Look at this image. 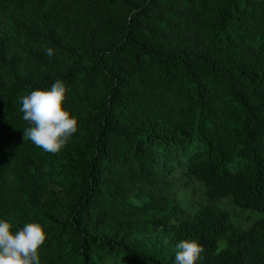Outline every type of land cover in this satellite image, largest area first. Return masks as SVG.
<instances>
[{
    "label": "trees",
    "instance_id": "trees-1",
    "mask_svg": "<svg viewBox=\"0 0 264 264\" xmlns=\"http://www.w3.org/2000/svg\"><path fill=\"white\" fill-rule=\"evenodd\" d=\"M56 80L78 131L52 154L19 109ZM0 219L45 229L40 264H175L185 239L264 264V0H0Z\"/></svg>",
    "mask_w": 264,
    "mask_h": 264
},
{
    "label": "clouds",
    "instance_id": "clouds-1",
    "mask_svg": "<svg viewBox=\"0 0 264 264\" xmlns=\"http://www.w3.org/2000/svg\"><path fill=\"white\" fill-rule=\"evenodd\" d=\"M45 54L54 55L52 48ZM68 89L56 80L50 89H36L22 97L23 120L29 127L23 138L37 147L59 153L78 131V120L65 108ZM45 229L37 223H27L13 231L12 224L0 219V264H40L38 249L45 242ZM204 246L196 240H182L175 245V264H198L203 259Z\"/></svg>",
    "mask_w": 264,
    "mask_h": 264
},
{
    "label": "rangeland",
    "instance_id": "rangeland-1",
    "mask_svg": "<svg viewBox=\"0 0 264 264\" xmlns=\"http://www.w3.org/2000/svg\"><path fill=\"white\" fill-rule=\"evenodd\" d=\"M175 199L179 203L181 209L185 211V214H189L199 205L204 203H210L205 198L204 192L200 185H194L193 189L183 190L181 187L175 192ZM220 210H226L231 213V221L236 228L247 229L249 228L255 219L259 217L257 213L242 211L232 205L228 198L212 202Z\"/></svg>",
    "mask_w": 264,
    "mask_h": 264
}]
</instances>
